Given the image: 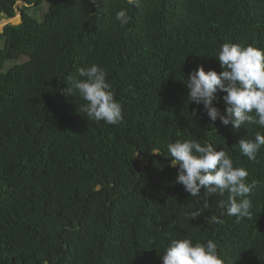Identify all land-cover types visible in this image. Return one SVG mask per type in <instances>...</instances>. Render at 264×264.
<instances>
[{"label": "trees", "instance_id": "16d2710c", "mask_svg": "<svg viewBox=\"0 0 264 264\" xmlns=\"http://www.w3.org/2000/svg\"><path fill=\"white\" fill-rule=\"evenodd\" d=\"M18 14L0 34V264H162L185 238L213 240L224 264H264V147L255 161L238 148L264 129L213 123L185 85L200 66L222 71L224 43L264 49V0H0V16ZM93 64L122 106L119 124L89 120L66 94L68 77ZM188 139L260 182L250 219L223 214L227 196L191 197L175 183L168 145Z\"/></svg>", "mask_w": 264, "mask_h": 264}, {"label": "clouds", "instance_id": "9594fccd", "mask_svg": "<svg viewBox=\"0 0 264 264\" xmlns=\"http://www.w3.org/2000/svg\"><path fill=\"white\" fill-rule=\"evenodd\" d=\"M95 0H92L94 3ZM130 6H139V0H126ZM115 21L121 26L130 22L127 9L115 12ZM222 71H205L203 66L194 70L185 84L188 102L202 105L207 117L215 123L240 129L246 123L264 129V49L252 45L224 43L215 58ZM78 79L68 77L66 94H76L85 101L83 113L89 120L119 124L123 120L121 104L116 101L107 81V73L96 64L78 69ZM218 93H226L222 99L225 111L215 106ZM193 116L195 113L192 114ZM264 147V134L257 132L254 139H241L238 148L242 156L255 161ZM169 167L177 168L176 184L182 185L191 197H198L203 189L206 197L227 196L220 200L225 215L237 220L251 218L250 194L259 186V181L248 182L247 169L234 166L225 150L217 151L213 145L202 146L195 139L177 140L168 145ZM239 198V199H238ZM205 199L202 207L188 214L193 221L202 216V209L209 207ZM209 224L219 223L217 216L206 217ZM162 264H224L218 254L217 244L209 239L206 243L189 238L173 239L165 249Z\"/></svg>", "mask_w": 264, "mask_h": 264}, {"label": "rangeland", "instance_id": "374dc122", "mask_svg": "<svg viewBox=\"0 0 264 264\" xmlns=\"http://www.w3.org/2000/svg\"><path fill=\"white\" fill-rule=\"evenodd\" d=\"M19 6H22V4L20 3ZM32 15L35 16V17H37V18L39 19V21H42V20H43V19H42V16H41L40 13H38V14H37V13H32ZM13 19H15L17 22L14 21V20L11 21V19H7L6 17H3V19L0 20V34L3 32L4 27H5V25H6L7 23H11V22H13V24H14V23H15V24H19V23H20V20H19V14H18L17 17H15V18H13ZM24 61H26V57L22 58V60L8 61V62H7V65H6L5 68H4V72L8 71V69H9L10 67H13V66H15V65L21 64V63L24 62Z\"/></svg>", "mask_w": 264, "mask_h": 264}, {"label": "water", "instance_id": "95a60500", "mask_svg": "<svg viewBox=\"0 0 264 264\" xmlns=\"http://www.w3.org/2000/svg\"><path fill=\"white\" fill-rule=\"evenodd\" d=\"M3 17H4V16H0V20L3 19ZM20 18H21V14H19V20H20ZM12 20L16 21L15 19H11V21H12ZM16 22H17V21H16ZM11 23L13 24V22H11ZM8 24H10V23H7L5 26H7ZM14 25H16V24L14 23Z\"/></svg>", "mask_w": 264, "mask_h": 264}]
</instances>
